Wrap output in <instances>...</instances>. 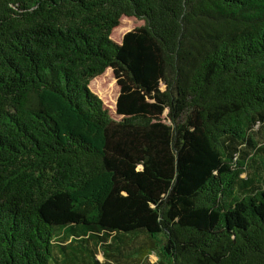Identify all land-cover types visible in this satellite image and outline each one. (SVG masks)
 <instances>
[{
	"label": "trees",
	"instance_id": "1",
	"mask_svg": "<svg viewBox=\"0 0 264 264\" xmlns=\"http://www.w3.org/2000/svg\"><path fill=\"white\" fill-rule=\"evenodd\" d=\"M262 129L264 0H0V264H264Z\"/></svg>",
	"mask_w": 264,
	"mask_h": 264
},
{
	"label": "rangeland",
	"instance_id": "2",
	"mask_svg": "<svg viewBox=\"0 0 264 264\" xmlns=\"http://www.w3.org/2000/svg\"><path fill=\"white\" fill-rule=\"evenodd\" d=\"M136 26H140V23L139 22H132V21H130V20H124L123 19V22H122V25H121V28H123L122 30H124V32L122 33V34H120L121 36L123 35V34H125V33H127V32H129V31H131L132 29H134ZM120 33H121V30L119 31ZM115 38L118 40V42H120L121 41V38L119 37V36H115ZM107 71H109V70H107ZM106 71V73L103 75V76H101V77H99L98 79H96L95 80V86H96V84H97V86L94 88V86L93 87H91L93 90H94V93H96V94H98L99 92H97L98 91V89H99V87H104V86H102V80L103 79H105V80H103V81H109V83H112L113 82V74H112V72L110 71V74L108 73ZM118 92H119V89L116 87L115 89H114V91H112V93H111V95H110V100L107 98V97H105V96H102L101 94H98L99 95V97L106 103V104H108L107 105V107H109L108 109L109 110H113L114 109V107H115V105H116V102H117V98H118ZM257 138V140L259 141V142H261V143H264V129H262L259 133H258V135L256 136ZM251 170V169H250ZM253 172V170H251V173ZM243 177H245V175L243 176ZM158 237H161V236H158ZM157 237V238H158ZM146 238L143 236V237H139L138 239H136V240H134V244H133V246H131V249L132 250H134V248H138L142 243H144V240H145ZM159 240V242L160 241H162V238H159L158 239ZM75 247V249H77L76 248V246H74ZM80 247H81V249H83V246H81L80 245ZM80 249V250H81ZM109 252V251H108ZM111 252H113L112 250H111ZM115 252H117V251H115ZM115 252H113V253H115ZM75 253H76V255H80V253L76 250L75 251ZM99 258V260L100 261H103L104 262V259H103V257L102 256H99L98 257ZM129 261V263L128 264H133V262L131 261V260H128ZM132 262V263H131ZM55 262H53V263H51V264H54ZM158 263V258H157V256H156V254H152L147 260H145L144 261V263L143 264H157ZM114 264H124V263H118V262H114ZM127 264V263H126Z\"/></svg>",
	"mask_w": 264,
	"mask_h": 264
}]
</instances>
